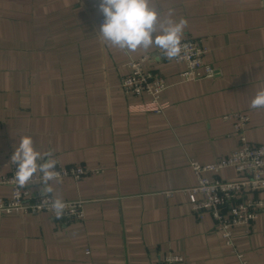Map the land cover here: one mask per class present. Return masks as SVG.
<instances>
[{
	"label": "crops",
	"instance_id": "1",
	"mask_svg": "<svg viewBox=\"0 0 264 264\" xmlns=\"http://www.w3.org/2000/svg\"><path fill=\"white\" fill-rule=\"evenodd\" d=\"M94 0H0V176L22 136L43 156L88 174L49 181L53 199L86 201L80 223L50 215L0 217V264H239L208 214L193 216L185 190L196 183L191 160L206 165L235 150L223 117H249L244 137L264 145V0H150L161 17L187 23L182 40H201L209 79L181 82L183 66L159 49L127 52L101 42ZM164 78L149 97L124 95L119 78L131 59ZM206 178L235 181L232 169ZM43 192V189L36 190ZM10 189L0 186V198ZM251 197L264 202V192ZM236 253L264 264V207L246 233L233 230Z\"/></svg>",
	"mask_w": 264,
	"mask_h": 264
},
{
	"label": "built area",
	"instance_id": "2",
	"mask_svg": "<svg viewBox=\"0 0 264 264\" xmlns=\"http://www.w3.org/2000/svg\"><path fill=\"white\" fill-rule=\"evenodd\" d=\"M99 13L98 25L103 22V16L98 10V0L92 5ZM186 45L180 56L170 59L184 68L179 73L181 82H193L214 77L215 70L203 59L207 49L201 40L186 39L181 41ZM185 52L187 55L185 56ZM146 57L131 59L126 64L127 72L119 78L118 88L124 95L133 97H149L152 112L160 113L158 101L167 89L163 77L153 71L144 69ZM224 121L232 123L233 134L238 139L235 150L213 163L200 165L191 160L189 166L196 183L185 190L190 211L195 218L201 220L208 214L213 221V230L220 234L224 244L235 254L239 264H248L242 256L236 253L233 245V230L242 228L247 233L250 225L257 219L264 202L251 197L254 193L264 192V145H254L246 141L244 132L249 124V117L242 113H232L223 117ZM56 162L55 171L59 173V180L70 178L79 182L88 174L81 165L64 166L57 157L51 156ZM223 169H232L237 180L223 181L216 178H206L204 174L216 175ZM15 165L9 164V172L0 176V186L10 189L8 198H0V217L19 214L37 215L46 213L60 223H80L84 219V205L82 199L62 200L66 207L57 219L51 208L53 199L48 193L37 192L43 189L39 175H36L24 188L17 189L13 176ZM156 264H183V259L177 255H165Z\"/></svg>",
	"mask_w": 264,
	"mask_h": 264
},
{
	"label": "clouds",
	"instance_id": "3",
	"mask_svg": "<svg viewBox=\"0 0 264 264\" xmlns=\"http://www.w3.org/2000/svg\"><path fill=\"white\" fill-rule=\"evenodd\" d=\"M98 10L103 22L97 36L108 46L127 52L155 47L166 59L177 58L182 49H186L181 40L187 22L183 18L173 19L171 10L161 17L157 8L150 7V0H98ZM250 107L264 108V88L256 91ZM15 145L10 161L15 165L13 181L17 189L24 188L39 175L43 194L50 193L52 188L48 182H59L56 162L51 154L44 153L42 156L28 135L22 136ZM65 207V202L60 199L51 202L57 219Z\"/></svg>",
	"mask_w": 264,
	"mask_h": 264
}]
</instances>
